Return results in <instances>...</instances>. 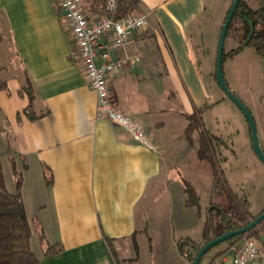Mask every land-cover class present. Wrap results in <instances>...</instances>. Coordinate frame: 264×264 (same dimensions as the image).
Here are the masks:
<instances>
[{
	"label": "crops",
	"instance_id": "0c3cea01",
	"mask_svg": "<svg viewBox=\"0 0 264 264\" xmlns=\"http://www.w3.org/2000/svg\"><path fill=\"white\" fill-rule=\"evenodd\" d=\"M82 1L89 21H97L99 10L90 0ZM207 1L136 0L130 15H146L148 27L132 34L125 51L110 52L111 58L127 63L110 75L109 101L145 131L150 148L120 125L96 118V93L72 56L73 41L54 0H0V31L20 68L0 87V162L10 193L15 192L14 169L20 175L30 247L39 264H115L105 237L112 239L122 264L127 259L118 252L122 243L133 241L136 249L138 235L147 233L140 208L154 189L174 178L167 163L184 160L189 148L185 116L207 96L202 63L209 80L214 79L221 23L216 33L211 14L205 13ZM230 1L222 5L223 14ZM210 27L208 39L217 41L213 57L207 56ZM249 57L246 81L228 87L235 94L246 91L248 99L255 100L253 88L264 89V58L255 51ZM26 78L39 115L34 121L24 116L28 98L19 93ZM170 86L178 101L169 96ZM260 96L264 93L259 92L257 100ZM257 117L259 145H264V116ZM170 118L183 122L172 121L180 134L168 144L162 131ZM175 149L177 155L170 159ZM247 238L256 241L264 258V224ZM54 243H60L63 252L44 258L47 244ZM232 247L211 255L222 252L213 264L222 257L230 263Z\"/></svg>",
	"mask_w": 264,
	"mask_h": 264
},
{
	"label": "rangeland",
	"instance_id": "374dc122",
	"mask_svg": "<svg viewBox=\"0 0 264 264\" xmlns=\"http://www.w3.org/2000/svg\"><path fill=\"white\" fill-rule=\"evenodd\" d=\"M227 1L208 0L206 2L205 13L211 14V20L214 24L212 26L216 33H218L224 17L223 11H221L222 5ZM211 29L210 27L206 32L209 46L207 56L213 57L215 53L214 44L217 41L212 43L211 39H208ZM0 34H3V39L0 41L1 85L8 82L14 73L17 74L20 68L17 57L7 47L9 43L6 41V35L1 31ZM234 47V42L227 38L224 43V52L227 53ZM253 51L252 47L246 46L232 58L226 57L223 60V76L227 87L228 85H241L246 81L244 71L249 63L250 53ZM201 68L204 74L207 96L203 98L198 108L192 111L193 121L199 122L201 129L205 130L211 139L219 137L222 144L216 146L212 140L214 148H211V151L215 149L212 161L200 159L198 157L199 134L197 133L200 128H197L192 135L193 146L186 152L184 160L179 158L167 163L169 167L175 168H169V175L174 178L165 180L166 182L159 189H154L142 204L140 218L142 216L146 221L147 233L138 235L136 249L133 241L122 243L118 252L121 257L127 258L122 264H189L179 253L178 245L180 242L178 241L185 238L196 243L203 241L205 210L207 207L210 208L207 204L212 197L210 191L214 181L212 177L213 165L217 172H220L219 175L223 183L235 197L248 200L250 216H257L264 210V164L252 149L248 122L238 107L222 93L216 81L214 79L209 80L203 63ZM253 89L252 94H254L255 100H249L246 91L233 93L250 110L253 118L255 117V126L257 123L259 129L260 123L257 120V115L260 113L264 116V96H260L259 100L257 97L259 92L264 93V89ZM169 96L172 100L177 99L178 101L179 99L178 93L172 86L169 87ZM172 100L170 102L171 108L174 107ZM256 105L260 112L255 109ZM200 106H207L208 108L199 113ZM172 121L183 122L170 118V124L162 131L168 144H171L180 134V129L177 130ZM256 131L258 132L257 127ZM149 141L154 144L151 139ZM260 144V147L264 148L263 143ZM177 149L173 151L170 159L177 155ZM175 177L179 180H176ZM185 186L191 187V194L185 192ZM192 194L197 197L199 204L186 206V201L192 198ZM218 197L214 195L212 200L215 202ZM226 245L227 243L224 242L213 247L209 255H213ZM32 246L35 250L33 241ZM208 262L209 259H205L202 264H208Z\"/></svg>",
	"mask_w": 264,
	"mask_h": 264
},
{
	"label": "trees",
	"instance_id": "16d2710c",
	"mask_svg": "<svg viewBox=\"0 0 264 264\" xmlns=\"http://www.w3.org/2000/svg\"><path fill=\"white\" fill-rule=\"evenodd\" d=\"M91 6L99 10L100 14L104 13V5L106 0H90ZM232 0L230 1L229 7ZM137 6L136 0H118L116 11L113 14L114 19L124 18L135 10ZM227 8L222 23L225 19ZM249 22L253 25V35L251 36L246 46L252 47L255 53L264 58V0H239L237 8L231 19L226 34V39H230L234 42L235 47L229 50L227 53H223V60L226 57H233V55L239 53L244 47V42L249 35ZM220 26V30H221ZM225 39V40H226ZM215 64L214 70L211 76L215 80ZM2 85H0L1 87ZM229 88V87H228ZM20 95L25 94L28 98V104L23 110L24 116L30 120H36L39 115L34 110V94L29 79H25L19 91ZM208 108L207 106L200 107L199 113ZM198 112V111H197ZM20 116L18 115V121ZM188 121L186 127V138L188 141V147L193 146V133L197 128L198 135V157L200 159H207L212 161L214 156V148L212 140L216 146L222 144L219 137L211 139L207 132L201 129L199 122L193 121V113L185 116ZM188 148V150H189ZM213 187L210 191L212 197L219 196L216 201L212 200V197L208 200V206L215 208H206L205 220L203 225V241L193 242L192 240L185 238L191 243L190 246H186L183 251L182 257L185 258L189 264L193 261L197 250L205 243L221 236L222 234L236 230L249 223L253 218L248 212V200L236 198L231 190L221 180L220 172H217L216 167L213 165ZM15 177V192L10 193L5 185L3 178L2 164L0 162V264H39V258L32 252L30 247L31 227L25 214L24 206L22 203L20 193V175L14 169ZM49 181V180H48ZM185 192L191 194L192 190L190 186H185ZM192 198L186 201V206L197 205L198 199L192 194ZM263 211V210H262ZM261 211V212H262ZM260 212V213H261ZM259 213V214H260ZM258 214V215H259ZM264 224V220L257 225L250 232L236 236L226 241L228 246H232L238 243L242 238L251 236L255 231ZM179 240L178 242H180ZM105 242L110 249L115 264H121V261L116 257L115 250L112 245V239L105 237ZM192 245H196L197 249H193ZM63 246L60 243L47 244L46 249L43 252V257H53L63 252ZM210 250L201 258L199 264L202 261L210 258L208 264H213L214 259L222 252H218L216 255L210 256Z\"/></svg>",
	"mask_w": 264,
	"mask_h": 264
},
{
	"label": "built area",
	"instance_id": "2783aa9c",
	"mask_svg": "<svg viewBox=\"0 0 264 264\" xmlns=\"http://www.w3.org/2000/svg\"><path fill=\"white\" fill-rule=\"evenodd\" d=\"M54 1L73 41L72 56L81 65L88 85L96 93V118H106L120 125L137 143L150 147L144 130L123 116L108 98L110 75L119 72L127 63L125 58H111L110 52L125 51L130 46L132 34L148 27V17L140 14L114 19L118 0H106L102 16L91 22L83 12L82 0ZM214 264H264V258L256 241L246 237L242 243L233 245L230 263L222 257Z\"/></svg>",
	"mask_w": 264,
	"mask_h": 264
},
{
	"label": "water",
	"instance_id": "95a60500",
	"mask_svg": "<svg viewBox=\"0 0 264 264\" xmlns=\"http://www.w3.org/2000/svg\"><path fill=\"white\" fill-rule=\"evenodd\" d=\"M239 3V0H232L231 5L227 11V14L225 16V19L222 23L221 30L219 33L218 37V42H217V50H216V57H215V81L216 84L218 85L219 89L222 91V93L229 99L231 100L237 107L238 109L244 114L248 125L250 129V136H251V143H252V149L254 153L257 155L259 160L264 164V152L262 151L259 141H258V136H257V131H256V126L254 122V118L252 116V113L250 110L243 104V102L227 87L224 76H223V53H224V43L226 39V34L228 31L229 24L231 22V19L234 15V12L237 8V5ZM253 35V25L252 23L249 22V35L247 36L244 45L246 46ZM215 208V207H211ZM210 208V209H211ZM264 220V210L257 215L255 218H253L249 223L245 224L243 227H240L236 230H232L229 232H226L222 234L221 236L205 243L203 246H201L198 250L197 253L191 262V264H199L201 261V258L213 247L224 243L236 236L239 235H244L253 228H255L257 225H259L262 221ZM187 245L186 241H180L178 245L179 253L183 254L184 247ZM193 249H197L196 245H192Z\"/></svg>",
	"mask_w": 264,
	"mask_h": 264
}]
</instances>
